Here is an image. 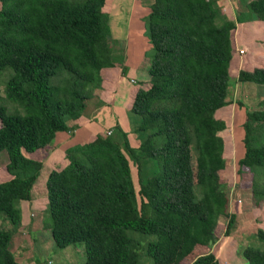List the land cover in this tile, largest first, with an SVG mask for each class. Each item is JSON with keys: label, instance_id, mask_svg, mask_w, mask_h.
I'll return each mask as SVG.
<instances>
[{"label": "trees", "instance_id": "obj_1", "mask_svg": "<svg viewBox=\"0 0 264 264\" xmlns=\"http://www.w3.org/2000/svg\"><path fill=\"white\" fill-rule=\"evenodd\" d=\"M105 1L0 0V75L10 70L4 94L25 111L0 103V156L7 154L0 157L7 174L0 177V219L16 227L0 226V264H20L12 233L20 201L31 199L43 168L32 153L75 129L70 122L87 114L102 69L116 65ZM251 16L264 21V0L248 1L236 21L217 0H151L153 55L148 85L131 103L132 131L116 126L67 148L68 163L46 178L41 227L56 247L83 243V264H139L141 251L153 264H221L212 250L217 222L228 217L227 235L235 213H228L229 188L219 173L229 162L220 135L226 124L216 112L228 103L232 31ZM238 81L264 84V67L240 69ZM242 128L238 173L248 168L252 204L260 206L264 97L260 108L245 111ZM256 237L264 243V229ZM242 254L246 264H264V247Z\"/></svg>", "mask_w": 264, "mask_h": 264}, {"label": "rangeland", "instance_id": "obj_2", "mask_svg": "<svg viewBox=\"0 0 264 264\" xmlns=\"http://www.w3.org/2000/svg\"><path fill=\"white\" fill-rule=\"evenodd\" d=\"M250 0H231V4L233 6V10H235V17L241 12H246V3ZM148 6L151 4L150 0L143 1ZM150 3V4H149ZM144 6V5H143ZM221 9V5H218ZM107 8V7H106ZM104 9V7H103ZM143 9V8H141ZM147 9V7H146ZM137 13V15H136ZM226 15V14H225ZM252 17V16H251ZM125 22L128 24H118L110 25L111 28V38L113 44V54L117 57L115 67L121 68L125 66V70L122 72L128 76L131 73L136 74V76H142L143 74L139 72V69H148L149 63L151 61L153 55V48L149 40L148 32H147V23L146 17H138V12L134 11V16L132 19H129L128 12H125ZM229 18V17H227ZM231 19V18H229ZM111 18L110 21H112ZM263 25L264 21L259 20L257 18L252 17L248 20H240V25L238 28L240 29V44L241 48L244 49V53L242 55L243 58L248 59L247 56L252 57L255 53V56H259L260 54L258 51L263 52ZM254 26H260L261 31L255 29ZM123 31V33L121 32ZM250 31V34L247 33ZM127 32V33H126ZM239 32H236L237 37H239ZM259 32V34H258ZM246 34L249 35L246 37ZM232 53L235 56L236 61L238 55H236V44L234 41V34L232 31ZM255 37V38H254ZM118 38V39H115ZM123 38V40H122ZM245 45V46H242ZM130 56H129V55ZM258 57H254L253 59L250 58V63L252 64H241L239 68L241 69H253L257 66H263V63L259 62ZM128 61V62H127ZM258 61V62H257ZM129 63V64H127ZM135 64V65H134ZM233 64L230 65V72H229V82H228V90L226 100H229L227 105H225L222 109H220V114L217 113V117H222L226 122V127L222 131H220V135L224 138V153L223 156L228 159L229 164L226 168L221 170L220 178L221 181L226 184L229 188L228 195H229V206H228V213H235V220L231 225V228L227 235L224 234V230L226 228V224L228 221V217L225 215L219 216L217 226H216V237L217 240L215 241L214 245L212 246V250L216 257L219 259L221 264H246V259L242 254V250L247 246L259 247L263 248L264 243L259 241L256 237V233L258 229H264V203L260 206H254L252 204V196H251V173L249 172L248 168H242V174L238 173V160L241 158L244 152V145H243V135L244 131L242 128L243 118L245 116V111L258 109L260 108V101L264 97V84H257L254 82H241L238 81V68H233ZM138 68V69H136ZM10 70L7 68L3 73L0 75V103L5 105L10 112H18L23 114L24 108L16 103L5 98L4 94V84L5 81L8 79ZM148 75V72L146 73ZM134 78V83H138ZM132 81V80H130ZM132 83V82H131ZM133 84V83H132ZM142 84L146 87L148 84ZM132 86V85H131ZM136 86L134 85V88ZM133 88V87H132ZM99 90V89H98ZM101 90V88H100ZM99 90V91H100ZM104 90V89H103ZM98 91L95 90L92 98V102L94 99H99L95 93ZM91 104V103H90ZM229 104V105H228ZM106 111V109H105ZM107 111L114 116L116 113V109L114 106L107 105ZM130 113V107L128 109ZM131 114V113H130ZM98 115V114H97ZM120 114H117L119 116ZM100 116V115H98ZM107 116V114L102 115ZM135 116V115H133ZM138 118L137 116H135ZM131 126L135 125V121L132 120V116L130 115ZM113 122L108 121L105 119V123L103 124V128L111 127ZM115 130L117 128H114ZM74 131V130H73ZM70 131V132H73ZM110 132L107 131L106 134ZM73 135V134H72ZM54 139L50 143H53ZM67 150V149H66ZM37 151L33 152L32 154L35 155ZM4 156L7 159V154L5 152L1 153V156ZM28 155H31L28 154ZM61 158V157H60ZM64 158V157H63ZM68 162L67 158H64V163ZM0 158V177H7L6 171L3 170ZM192 164L195 166V157L194 153L192 154ZM42 172L49 171L48 166L44 164L42 168ZM43 175V173H42ZM38 182V185L36 183ZM36 183L34 184L32 191H31V199L24 200L22 205L20 206L21 210V236H18V229L14 230L12 233V242L11 248L14 250L15 256L18 257L22 254H18V252L25 251L26 260L22 262V264H83L85 261V249L83 243H75L69 245L65 248H58L54 245L51 237L50 232L48 229H43L41 226L38 229H34V233H28V226L24 221V217H27L26 222L28 220L29 214H31V221L30 224L37 221L40 224L44 221L45 217V209L47 205V198L44 196L43 198H39L37 205L34 206L33 198L39 196L41 193L37 186H39V179H37ZM244 183V184H243ZM45 185H44V190ZM43 199V200H42ZM41 200V201H40ZM24 222V224H22ZM19 223V224H20ZM17 224L16 226H18ZM0 226L5 230H13L16 228L15 226L11 225L7 221H3L0 219ZM18 228V227H17ZM34 235V236H33ZM38 238V242L36 244V248H34V240ZM22 238V239H21ZM39 246V248H38ZM143 251L140 252V261L141 264H153L152 261L145 256ZM144 257V258H143ZM51 260V261H50ZM41 262V263H39ZM185 260L184 263L185 264ZM188 264V263H186Z\"/></svg>", "mask_w": 264, "mask_h": 264}, {"label": "crops", "instance_id": "obj_3", "mask_svg": "<svg viewBox=\"0 0 264 264\" xmlns=\"http://www.w3.org/2000/svg\"><path fill=\"white\" fill-rule=\"evenodd\" d=\"M143 1L144 0H106L103 10L108 14L109 25L112 26V25H115L116 23L122 24V25L123 24L127 25L128 22L126 23L125 18H124L125 12H128L129 19L133 18L134 11L138 12L139 18L146 17L150 11V5H149V7L145 6L146 4ZM217 4L221 5V10L224 14H226L227 17L236 21L235 10H233L231 0H217ZM146 7H147V9H146ZM141 8H143V9H141ZM223 8H225V10ZM136 15H137V13H136ZM111 18H113L112 21H110ZM239 25H240V22H236V28L233 30V34H234V41L233 42L236 44V51H237L236 55H238V57H237V61H236V58H235V56H233V53H232V59H231V63H230V65L231 64L234 65L233 66L234 69L238 68V72L241 69L239 67L241 66V64L243 62H244V64H252L253 62L250 63V58L253 59L254 57H258V59H259V56H255L256 51L254 52L252 57L247 56L248 59H245L242 57L244 51L242 54L239 53V49H243L239 46V45H241L240 44V37L241 36H240V32H239L240 29L238 28ZM256 28H257V30H259V32L261 31L260 26H254L253 32H255ZM237 31L239 32V37H237V35H236ZM263 31H264V25H263ZM121 32L123 33V31H121ZM259 32H258V34H259ZM247 33L250 34V31H247ZM247 36H249V35L246 34L245 38H247ZM115 39H118V38H115ZM231 39H232V37H231ZM122 40H123V38H122ZM262 40L264 43V34H263ZM242 46H245V45H242ZM258 53L260 54L261 57L259 59V62L258 61L257 62L263 63V66H260V67H264V49H263V52L258 51ZM127 64H129V63H127ZM136 69H138V68H136ZM249 70H252V69H249ZM139 72L142 73L143 75L139 77V76H136V74L134 76V74L131 73V75L126 78L125 77L126 75L122 72V68L112 66V67L102 69V71H101V77H102L101 90L99 89L100 91L97 90L98 92L95 93L97 96H99V99H94L93 102L91 100V104L89 105L87 114L82 115L77 121H74V122L71 121L70 122V124L71 123L76 124L74 126L75 129H73L74 131L72 130L73 132H70V131H59V132H57L55 135V139H54L53 143L51 145L48 144L45 151L36 152V154L33 155L34 159L41 160L43 163V166H44V164H46L49 168L48 169L49 171H45V172H42L43 169H41V172L38 176L39 186H37V189L41 193L39 194V196H36L33 198L34 206L37 205L36 202L39 201L38 200L39 198H43L44 196L46 197L45 191H43V193H42V190H44V185H45V181H46L48 174L52 170H60V169L64 168L65 165L68 163V162L64 163V158H66V149L67 148L74 146V145H77V144H82V143L88 142V141L94 139L97 136V134H99V133L106 134V132L109 130L112 133L116 126L122 127V129L126 132L132 131V126L130 124L131 118H130V113L128 112V109H129V107H131V103H132V100H133V97H134L136 90L139 87L144 86L142 84V82H144V84H146V82H148V80H149V76L146 74L147 73L146 69H143V70L139 69ZM229 72H230V67H229ZM134 78L138 79L137 84H135L133 82ZM130 80H132V81H130ZM136 82H137V80H136ZM134 85L136 86L135 88H134ZM227 101H229V100H227ZM111 104L116 109V113L114 116H111V114L107 111V105H111ZM222 108H220V109H222ZM105 109H106V111H105ZM220 109H218V111L216 112V116H217V113L220 114ZM97 114L100 116H98ZM105 114H107V116H102ZM117 114H120V115L117 116ZM218 117L223 119L220 116H218ZM105 119L113 122V125L111 127L103 128V124L105 123ZM243 120H244V118H243ZM225 124H226V122H225ZM129 140L133 144L136 143V136L134 134L130 133L129 134ZM42 173H43V175H42ZM36 185H38V182L36 183ZM45 190H46V188H45ZM31 196H32V194H31ZM23 202H24V200L20 201V206L22 205ZM28 217L29 218H28L27 222H26L27 217H24L25 218L24 221L26 223V225L24 227L28 226V233L30 232L32 234L34 232V229L40 228L41 224L37 221L33 222V224H30L31 214H29ZM22 224H24V222H22ZM21 226H22L21 223L17 226L18 227L17 228L18 229L17 235L19 237L21 236L20 231H22V229L20 228ZM21 237L23 238L24 236H21ZM11 250L14 253V250L12 248H11ZM16 252L19 255L22 254L21 256L18 257V259L15 256L16 260L20 264H22V262H25L26 260H28L26 258L27 254L25 253V251H21V252L19 251L18 252V249H17Z\"/></svg>", "mask_w": 264, "mask_h": 264}, {"label": "built area", "instance_id": "obj_4", "mask_svg": "<svg viewBox=\"0 0 264 264\" xmlns=\"http://www.w3.org/2000/svg\"><path fill=\"white\" fill-rule=\"evenodd\" d=\"M223 9L225 10V8H223ZM243 51H244L243 49H239V53H240V54H242ZM109 133H110V132H109ZM109 133H108V134H109Z\"/></svg>", "mask_w": 264, "mask_h": 264}]
</instances>
